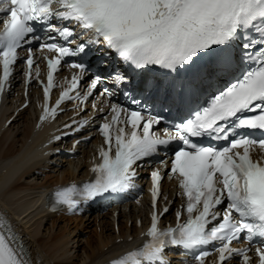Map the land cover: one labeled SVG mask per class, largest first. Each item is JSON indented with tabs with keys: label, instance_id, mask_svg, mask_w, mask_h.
Returning <instances> with one entry per match:
<instances>
[{
	"label": "snow or ice",
	"instance_id": "6c2138e0",
	"mask_svg": "<svg viewBox=\"0 0 264 264\" xmlns=\"http://www.w3.org/2000/svg\"><path fill=\"white\" fill-rule=\"evenodd\" d=\"M0 24V93L21 59L18 50L26 53V86L33 76V45L46 61L41 122L54 118L65 100H76L80 112L86 110L81 106L105 81L99 70L89 74L88 60L96 49L127 67V72H108L107 78L136 107L113 103L114 93L104 88L100 95L108 97L106 106L92 105L103 114L98 131L106 146L90 169L94 179L58 188L51 211L63 207L73 213L97 198L128 193L136 187L140 162L163 150L168 159L159 164L167 168L170 163L168 175L178 180L183 198L176 225L159 226L169 207H157L162 180L157 168L151 172L148 240L111 264H170L165 252L173 248L192 252L195 264H206L211 255L201 247L206 245L215 250L214 264H264V138L249 134L264 136V0H0ZM67 57L77 58L68 64L76 71L60 84L50 108L54 73ZM85 79L89 82L81 92ZM205 82L223 86L190 107V94ZM165 111L170 126L153 131ZM86 123L74 120L75 128L65 127L80 132ZM205 138L230 142L224 147L198 142ZM241 240L244 247L234 246ZM0 264H34L3 214Z\"/></svg>",
	"mask_w": 264,
	"mask_h": 264
},
{
	"label": "bare ground",
	"instance_id": "6f19581e",
	"mask_svg": "<svg viewBox=\"0 0 264 264\" xmlns=\"http://www.w3.org/2000/svg\"><path fill=\"white\" fill-rule=\"evenodd\" d=\"M5 116L6 114L4 113L3 117ZM21 123H23L22 131H19L18 124L12 125V128L5 131L0 130V202L3 205H0V214L6 217L12 227L15 228L19 235L27 242L31 249L29 255L34 261V264H97L112 250L109 246L112 238H114V234L108 216H103L101 218L103 230L100 235H97L98 238L94 240L89 236L88 239L84 240L86 244V247H84L86 248V250L84 249L85 254L79 255V257L78 255L69 254L70 248L68 244L71 241V235L75 233V231H78V229L84 230L85 225L83 224L92 223L90 219L86 220V218L83 217L60 216L64 221H66L65 219L70 222L73 220L75 222L74 226L71 227L70 224L65 223L56 233L49 231L46 238L44 236L45 233L40 232L43 221L47 220L45 218H53L52 221L54 222L56 217H53V214L41 213L38 209V203L41 198V188L46 184L41 183L35 185L31 182L32 186H24L23 182H21L24 178L31 176L33 169H39L42 163V157L39 151H35L34 146V142L39 138V134L37 137H33L35 135H33L32 123L27 114H22ZM15 126L16 128L14 129ZM26 151L31 155L23 162L22 158H19V155L22 156ZM17 158H19L18 162H16ZM32 158H39L40 161L34 160L31 165H28V162ZM10 162L12 164H9ZM5 166H7L6 171L1 173L2 168ZM63 174H73L71 167L67 166L64 168L62 170V176H64ZM57 177L59 176L57 175ZM54 181L56 182L58 179L54 178L53 182ZM29 189L34 190L31 192L32 195ZM1 197L3 199H1ZM19 201H22V204L18 203ZM13 204L21 205L19 213H13L10 208ZM7 211L11 212L13 217L10 215L8 216L6 214ZM39 214L40 216L34 219ZM24 218L27 219L22 222ZM28 222H31V224L26 226ZM105 246L106 250L100 251L101 248ZM69 255H71V258ZM73 256L78 257L77 262L72 260Z\"/></svg>",
	"mask_w": 264,
	"mask_h": 264
},
{
	"label": "rangeland",
	"instance_id": "374dc122",
	"mask_svg": "<svg viewBox=\"0 0 264 264\" xmlns=\"http://www.w3.org/2000/svg\"><path fill=\"white\" fill-rule=\"evenodd\" d=\"M19 128H22V125H19ZM29 178V179H28ZM28 178H24V179H26V184L27 185H29V186H32V183L31 182H33L35 185L40 181L41 182V180H42V177L40 178V176H38V175H31V176H29ZM23 179V180H24ZM30 181V182H28V181ZM29 183V184H28ZM31 183V184H30ZM33 184V185H34ZM38 216H40V214L39 215H37L34 219H37L38 218ZM27 217H29V216H27ZM27 218H24L23 219V221L22 222H24L25 220H26ZM45 219H47V220H44L43 221V223H42V227L40 228V232H42V233H45V238L47 237V235H48V232L49 231H51V232H54V233H56V231L58 230V229H60V227H62V225H64L65 223H68V224H70V226L71 227H73L74 226V221L72 220L71 222L70 221H68L67 219H65L66 221H64V220H61V219H59V218H56L55 219V221L53 222L52 220H53V218H45ZM63 221V222H62ZM68 221V222H67ZM32 222V221H31ZM31 222L29 223H27V225L26 226H28V225H30L31 224ZM54 224V225H53ZM69 226V227H70ZM94 224H91V226L89 227V225H88V227H89V230H90V233H89V236L92 238V239H97L98 237H97V234H96V237H95V233H96V229L94 230ZM67 227H68V225H67ZM79 228V227H78ZM69 229V228H68ZM78 231H79V229H78ZM84 231H86V229H84ZM75 232H77V231H75ZM88 233V232H87ZM51 235V234H50ZM88 239V238H87ZM47 240V239H46ZM86 240V239H85ZM76 244V243H75ZM69 248H70V253L69 254H72V255H78V257H79V255L81 256V255H83V253H84V251L86 250V248H84V247H86V244L84 243V245H82V246H80L79 248H76L75 246H74V248L72 247V242H70L69 244ZM85 249V250H84ZM85 254V253H84ZM70 256V258H71V255H69ZM78 257H72V260L73 261H78Z\"/></svg>",
	"mask_w": 264,
	"mask_h": 264
}]
</instances>
